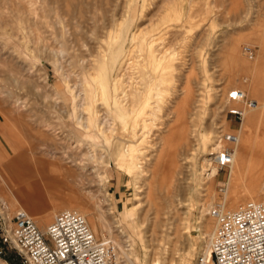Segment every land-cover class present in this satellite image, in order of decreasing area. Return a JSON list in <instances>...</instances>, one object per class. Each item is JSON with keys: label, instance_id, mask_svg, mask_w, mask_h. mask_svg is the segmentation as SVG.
Listing matches in <instances>:
<instances>
[{"label": "rangeland", "instance_id": "374dc122", "mask_svg": "<svg viewBox=\"0 0 264 264\" xmlns=\"http://www.w3.org/2000/svg\"><path fill=\"white\" fill-rule=\"evenodd\" d=\"M247 44L253 59L243 51ZM119 47L110 86L123 77L122 89L138 88L142 99L123 120L114 118L113 104L110 111L98 102L105 132L99 134L85 124L86 82L97 61ZM236 88L264 105V0H0V202L11 217L28 210L43 231L59 211L81 208L77 203L98 238L129 244L135 264L156 256L161 264H194L216 227L211 214H201L203 204L218 203L229 191L224 209H238L231 206L235 187L242 205L254 200L247 187L256 166L243 164L231 181L230 167L203 176L215 136L238 133L249 120L252 134L242 136L250 143L248 159L264 157V106L238 121L227 111L238 106L228 98ZM203 134L207 149L199 142ZM136 138L143 147L136 146L132 159L147 164L134 177L117 157ZM258 186L260 200L264 181ZM151 198L161 207L156 225ZM45 211L55 215L42 223ZM90 218L97 219L94 226Z\"/></svg>", "mask_w": 264, "mask_h": 264}, {"label": "built area", "instance_id": "2783aa9c", "mask_svg": "<svg viewBox=\"0 0 264 264\" xmlns=\"http://www.w3.org/2000/svg\"><path fill=\"white\" fill-rule=\"evenodd\" d=\"M250 59L255 53L244 46ZM230 97L238 104L228 113L243 122L246 112L256 109V99L235 89ZM235 133H224L215 140V156L219 167L232 163ZM0 202V258L6 264H120L114 243L103 242L91 229L86 216L77 209H64L43 231L24 208L9 217ZM216 220L211 251L201 254L194 264H264V198L248 200L236 210H224L216 203L210 212ZM9 252L15 259L9 260Z\"/></svg>", "mask_w": 264, "mask_h": 264}, {"label": "bare ground", "instance_id": "6f19581e", "mask_svg": "<svg viewBox=\"0 0 264 264\" xmlns=\"http://www.w3.org/2000/svg\"><path fill=\"white\" fill-rule=\"evenodd\" d=\"M179 1V0H178ZM140 8V7H139ZM119 30V29H118ZM138 31H140V30H138ZM138 31H136V32H138ZM143 31V30H142ZM112 33V32H111ZM142 33H144V32H142ZM114 34L115 33H112L109 37H110V39H115L116 37H117V35L116 36H114ZM134 34V33H133ZM141 34V33H140ZM142 35V34H141ZM153 35H154V33H153ZM140 35H135V37L134 38H137V40H138V37H139ZM154 36H156V34L154 35ZM154 36H152L153 37V40L156 42V38H154ZM142 38H143V36H141ZM147 37V36H146ZM159 38V37H158ZM103 40V39H102ZM148 39L146 38V41H147ZM150 40V39H149ZM153 40H151L148 44L150 45V46H148V48L150 47H152V45H153ZM134 45V44H133ZM248 45V44H247ZM138 46V45H137ZM253 48V47H252ZM135 49V48H134ZM133 50V49H132ZM150 50V49H149ZM153 50V49H152ZM152 50H150L151 52H153ZM253 50H254V48H253ZM141 51H144V50H141ZM243 51H244V47H243ZM112 54H111V56H109V57H106L105 58V56H104V58L103 57H101V58H103V59H99L98 61H97V63L95 64L96 65V67H94L95 68V71H94V73L90 76V78L89 79H87V87H86V91H87V93H86V96H85V106H86V109H87V111H88V117H87V123H85V124H87L89 127H97V128H99V134H101V133H105L104 131H103V128L101 127V124H102V122H103V118H101L100 117V113H99V110H98V108H97V103L98 102H100V103H103V104H105V105H107L108 106V108L107 109H109L110 111H112L111 110V108L112 107H110V106H112V104L114 105V114L113 115H115V117L114 118H116L117 120L119 119V120H123V119H125L126 117H130L131 115H132V113H133V111H134V108H135V106L138 104V102L139 101H141V99H142V92L140 91V89H138V88H134L133 90H130V92H129V90H127L126 88L125 89H122V86H121V80H122V78H119V80L117 81V83L115 82L114 84H115V86H114V89L112 90V88L113 87H111L112 85L110 84V82H109V80H108V73L109 72H111L113 69H114V67H115V64H116V62H117V60L119 59V57H120V55H121V53L123 52V49L122 48H120L119 47V50L118 51H115V49L114 50H112ZM99 53H101V52H99ZM150 53V52H149ZM245 53V52H244ZM130 54H132V53H130ZM133 54H135V53H133ZM153 54H154V52H153ZM246 54V53H245ZM104 55H105V53H104ZM247 55V54H246ZM127 56H129V55H127ZM155 56V55H154ZM255 56V55H254ZM132 57H134V56H132ZM149 57H150V55H149ZM156 57V56H155ZM146 58V57H145ZM168 58V57H167ZM254 58V57H253ZM124 59V58H123ZM155 58H153V60H154ZM157 59V58H156ZM174 59V58H173ZM125 60V59H124ZM146 60V59H145ZM128 61H130V59H128ZM151 61V60H150ZM156 61V60H155ZM155 61H153V64H154V62ZM157 62V61H156ZM165 63H166V61H164ZM121 63V62H120ZM128 63V62H127ZM162 63V62H161ZM161 63H159V65H161L162 66V64ZM130 64V63H129ZM145 64V63H144ZM166 64H168V69H169V67H171L172 66V64L170 63V62H167ZM93 65V64H92ZM119 65V64H118ZM135 65V64H134ZM121 66V65H120ZM176 67V66H175ZM120 69V68H119ZM124 69H125V67H124ZM120 71H122V70H120ZM124 71V70H123ZM114 72H116V71H114ZM123 73V72H122ZM125 75V74H124ZM111 76V75H110ZM117 77V76H116ZM119 77V76H118ZM131 77V76H130ZM111 79V78H110ZM125 79V78H124ZM127 80V79H126ZM132 81V80H131ZM123 82V81H122ZM126 83V82H125ZM111 85V86H110ZM237 89V88H236ZM233 90H235V89H232L231 91H233ZM239 90H241V89H239ZM85 91V90H84ZM230 91V92H231ZM241 91H243V92H245L244 90H241ZM230 92H229V94H230ZM144 93V92H143ZM246 93V92H245ZM155 94H161V92L160 91H157V93H155ZM228 94V98H229V101L230 102H232V103H234L235 101L230 97V95ZM248 95V94H247ZM162 97H163V95H161ZM249 96V95H248ZM126 97H127V101L128 102H130L129 104L126 102L125 103V101H126ZM82 99H84V98H82ZM254 99V98H253ZM82 103V102H81ZM149 102H146L145 103V105L146 106H149V104H148ZM159 104V103H158ZM160 106V105H159ZM263 104L262 103H260L259 102V105H258V107L256 108V109H252V110H249V111H247L246 112V115H245V118L247 117V115L250 113V112H253V111H256V110H260L261 108H263ZM97 108V109H96ZM158 108H161V107H158ZM228 108H230V106H228ZM86 111V110H85ZM151 113H153L152 111H150ZM107 113V112H106ZM100 114V115H99ZM260 114V113H259ZM156 116V115H155ZM99 117H100V119H102V121H99ZM244 118V119H245ZM110 119V118H109ZM105 120V119H104ZM108 121V120H107ZM199 121V120H198ZM250 121V122H249ZM248 122V124H247V126L246 125H242L240 128H239V130H238V133H235V132H232V133H235V135L237 136V138H238V140H237V142L235 143V144H233V154H232V163L229 165V167H230V174H229V179H230V181L233 179V177H235V176H238V175H240V174H242L241 172H242V167H244V165H246V163H248V165L250 166V167H257V168H259V170H256L257 172H256V175L254 174V173H252L253 175H250L251 177H249L250 178V180H249V183H250V185L247 187V191H248V193H250V195L253 197V199L254 200H256V198H254V197H257V200H258V196H254V194L255 193H257V191L260 189L259 188V184H261L263 181H264V157H262V158H260V157H257V155H256V157L257 158H255L254 156L253 157H251V159L249 160L248 159V155H249V152H250V143H248V141H246V140H248V139H244V137H242L243 136V133L245 132V133H249V130L250 131H252V129H253V125L252 124H254V123H252V121L251 120H249ZM107 123V122H106ZM250 123H252V124H250ZM251 125H252V129H250L251 128ZM198 126V125H197ZM246 126V127H245ZM188 128H186V130H187ZM128 131V130H127ZM189 131V130H188ZM191 131V130H190ZM197 131V130H196ZM137 132V131H136ZM186 132V131H185ZM191 133H193V135H194V130H193V132H190V134ZM224 133H230V132H225V131H220L216 136H215V138H214V140L219 136V135H221V136H223V134ZM143 134H144V136H145V132H143ZM148 134V133H147ZM196 134V133H195ZM249 134H252V133H249ZM248 134V135H249ZM188 135V134H187ZM192 135V134H191ZM245 135H247V134H245ZM110 137V136H112V135H106V137ZM143 137V136H142ZM193 137H195V136H193ZM137 139V138H136ZM141 139V138H140ZM138 140V142H131V141H128V142H126V143H124V145H123V147H122V152L123 153H121V155H119L118 157H117V163L121 166V167H123V168H126V169H128L127 171L129 172V173H131L134 177L135 176H137L140 172H145V166H146V164H147V161L146 162H134L133 161V157L135 156L134 155V152H135V149H136V146H140L141 145V147H143V144H142V141L143 140H139V139H137ZM145 140V139H144ZM147 141V140H146ZM191 141H190V139H187V144H188V147H191V146H193V143H190ZM199 142H201V148L203 147L204 149H207V148H209V146H210V139H209V137H208V135H206V134H203V135H201V137L199 138ZM167 144V143H166ZM192 144V145H191ZM198 144V143H197ZM200 144V143H199ZM198 144V145H199ZM260 144V143H259ZM166 147V146H165ZM200 148V149H201ZM216 146H215V142H214V148H213V151H212V154L213 153H215L214 151L216 150ZM260 148V147H259ZM146 149H148V148H146ZM164 149V148H163ZM195 149V148H194ZM193 149V150H194ZM140 151L142 150L143 151V148L142 149H139ZM190 150H191V148H190ZM255 150V149H254ZM139 151V152H140ZM147 151V150H146ZM256 151V150H255ZM94 152V151H93ZM148 152V151H147ZM151 152V151H150ZM162 152V151H161ZM148 155H150V153L148 154V153H146L145 154V157L146 156H148ZM186 155V154H185ZM255 155V154H254ZM189 155H186V158H189L188 157ZM139 157V156H138ZM144 158V157H143ZM145 160V159H144ZM148 160V159H147ZM209 160V159H208ZM207 159H206V161L208 162V166L207 167H204L203 168V176L205 177V178H207V179H211V178H213V177H215L217 174H219V164H218V162H217V160L215 159V156L214 155H212L211 156V161H212V163H210L211 161H208ZM178 162V161H177ZM206 164V163H205ZM244 164V165H243ZM174 165V164H173ZM176 165H179V163H176ZM180 166H181V163H180ZM179 168V166H176V168ZM255 167V168H256ZM136 169H138V170H136ZM173 171V173H174V175H178V174H180V173H182L183 171L182 170H172ZM251 172H249V174H250ZM1 174V173H0ZM98 175H100L101 176V178H102V180H109V177H108V175L106 174V173H103V174H101L100 172L98 173ZM255 175V176H254ZM4 179V181H5V183H6V185H7V181H6V179L5 178H3ZM174 179V178H173ZM172 179V180H173ZM0 180H2V179H0ZM12 182H14L13 181V179L11 180ZM1 182V181H0ZM3 183V182H2ZM1 186V185H0ZM5 186V185H4ZM3 186V187H4ZM2 187V188H3ZM7 187H8V185H7ZM1 188V189H2ZM236 188V187H235ZM235 188L233 189V191H232V193H231V195H233L232 196V198H233V202L231 203V206L232 207H236L237 205L239 206L238 208H240V207H242L243 205L240 203V201L242 200V197H241V199H239V200H237L238 198H235L236 196H238L239 195V191L241 190L240 188H238V189H240V190H235ZM154 190V189H153ZM229 190V189H228ZM1 191V190H0ZM72 191H74V189L72 188ZM5 192H7V191H5ZM264 192V191H263ZM70 193V192H69ZM2 195V194H1ZM151 195V194H150ZM67 196V195H66ZM69 196H70V199L72 198H74V194L72 195V194H70V195H68L67 197L69 198ZM151 197V196H150ZM262 197V196H261ZM17 198V197H16ZM228 198H229V191H226V193H225V197H224V200H221L220 201V203H222V205H223V208H225L226 207V204H227V202H228ZM15 199V198H14ZM151 199H153V198H151ZM259 199H261V198H259ZM155 199H153L152 201H150V207L152 206H154L153 207V209H155V207H156V209H155V211H154V213L156 212V218H155V220L153 221L154 223H155V225L156 224H158L159 223V221H160V219H159V216H158V214H159V212H160V208L161 207H158L157 206V204L155 203L156 201H154ZM98 201H99V199H98ZM232 201V200H231ZM15 202V201H14ZM82 202V201H81ZM217 203V202H216ZM216 203H214V202H212V203H205V204H203V206H202V208H201V214L202 215H205L206 213H208V214H210V212H211V209H212V207L216 204ZM239 203H240V205H239ZM159 204V203H158ZM76 205L78 206V207H81V208H68V209H77V210H79L80 212L81 211H83V214L85 213V215H86V208H85V206H81L80 204H77L76 203ZM156 205V206H155ZM74 206H75V204H74ZM135 206V205H134ZM163 206V205H162ZM230 207V206H229ZM231 208V207H230ZM237 208V207H236ZM8 209H10V208H8ZM54 209V208H53ZM81 209V210H80ZM85 209V210H84ZM6 210H7V208H6ZM225 210V209H224ZM28 211V210H27ZM29 212V211H28ZM151 212H152V210H151ZM30 213V212H29ZM52 213H54V211H45V212H43L42 213V215H40V216H42L41 218L43 219L42 221V223H45V222H47L48 220H50L51 219V217L52 216H54V215H52ZM8 214V216L9 217H11V215H10V213H7ZM31 214V213H30ZM160 214H161V212H160ZM32 215V214H31ZM128 216V215H127ZM55 217V216H54ZM138 217V216H137ZM53 218V217H52ZM87 218V217H86ZM136 218V217H135ZM153 218V219H154ZM35 219V218H34ZM148 219H150V218H147V220ZM36 221V220H35ZM87 221H88V219H87ZM90 221L92 222V225L94 226V224H96L97 223V219L96 218H92V220H91V218H90ZM141 221V220H140ZM145 221H146V219L145 220H143L142 222H141V224L142 225H144L145 224ZM169 221V220H168ZM88 223H89V221H88ZM131 223V222H130ZM147 223V222H146ZM133 224V223H132ZM136 225V224H135ZM146 225V224H145ZM209 225H210V221H207V223H205L204 224V227H205V229H206V233H208V229L210 228L209 227ZM146 227V226H145ZM215 229H216V227H215ZM215 229H214V232H215ZM154 232V231H153ZM214 232H213V234H214ZM154 233H156V231L154 232ZM213 234H212V236H211V232H209L208 234H207V236L205 237L206 238V241H205V247H204V250H203V255H207V254H209L210 253V251H211V241H212V237H213ZM111 241V240H110ZM103 242H106V243H109V241H103ZM114 243V245L116 246V248H117V251H118V259H119V262H120V264H135V260H137L138 261V259H134L133 258V252H131L130 251V248H129V244L128 243H126V245H124L123 243H121L120 241H117V242H113ZM123 244V245H122ZM118 245L122 248V247H125V249L126 250H120L119 249V247H118ZM168 247V246H167ZM125 258L126 257V259L127 260H125V259H123V258ZM147 262V261H146ZM161 257L160 256H156V257H154V258H152L151 260H149L146 264H161ZM1 264H6V263H1ZM139 264V263H138Z\"/></svg>", "mask_w": 264, "mask_h": 264}, {"label": "crops", "instance_id": "0c3cea01", "mask_svg": "<svg viewBox=\"0 0 264 264\" xmlns=\"http://www.w3.org/2000/svg\"><path fill=\"white\" fill-rule=\"evenodd\" d=\"M2 153H3V151H2Z\"/></svg>", "mask_w": 264, "mask_h": 264}]
</instances>
